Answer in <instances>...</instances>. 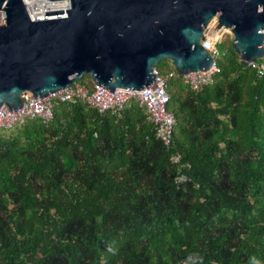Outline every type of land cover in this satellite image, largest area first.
<instances>
[{
    "label": "trees",
    "instance_id": "16d2710c",
    "mask_svg": "<svg viewBox=\"0 0 264 264\" xmlns=\"http://www.w3.org/2000/svg\"><path fill=\"white\" fill-rule=\"evenodd\" d=\"M215 47L196 93L154 68L168 146L133 99L0 130V264H264V58L246 66L227 36Z\"/></svg>",
    "mask_w": 264,
    "mask_h": 264
},
{
    "label": "water",
    "instance_id": "95a60500",
    "mask_svg": "<svg viewBox=\"0 0 264 264\" xmlns=\"http://www.w3.org/2000/svg\"><path fill=\"white\" fill-rule=\"evenodd\" d=\"M66 1L60 18L31 22L20 0H0V107L15 112L20 94L37 101L88 76L109 94L156 87L166 60L179 76L204 73L208 31L226 33L244 64L264 58V0ZM59 11L46 16L60 15Z\"/></svg>",
    "mask_w": 264,
    "mask_h": 264
},
{
    "label": "built area",
    "instance_id": "2783aa9c",
    "mask_svg": "<svg viewBox=\"0 0 264 264\" xmlns=\"http://www.w3.org/2000/svg\"><path fill=\"white\" fill-rule=\"evenodd\" d=\"M24 11L31 22L43 21L53 18L63 17L64 10L68 9L66 1H47V0H20ZM59 11L60 15L46 16L50 12ZM1 25V11H0ZM264 33V30H262ZM223 33L217 31H208L203 34V39L199 42L200 46L206 49L211 58V66L204 73L185 74L180 76L183 83L191 92H198L204 86L211 85L213 77L218 72L215 60L219 54L216 50V44L220 40ZM246 66L254 67V62L246 64ZM153 80L156 87L147 88L138 91H125L114 89L109 94L103 89L91 84V90L77 82L71 84L64 89L48 94L46 97L37 101L30 100L28 93H21V105L19 110L15 112H6L5 107H0V130H9L14 126L22 124L25 120H39L48 123L52 119V108L59 103H81L88 108L96 111L98 114L109 112L111 114L118 113L122 110L124 104L129 99H133L138 107L144 111L145 119L153 126L154 137L164 146H168L170 142V133L174 124L173 117L166 112L165 105L168 96L164 91L165 78L156 74L152 70ZM176 73L170 72L167 78L173 77ZM178 75V74H176ZM178 157L172 156L170 162L177 164ZM183 181V175L178 174L175 178L176 184Z\"/></svg>",
    "mask_w": 264,
    "mask_h": 264
},
{
    "label": "rangeland",
    "instance_id": "374dc122",
    "mask_svg": "<svg viewBox=\"0 0 264 264\" xmlns=\"http://www.w3.org/2000/svg\"><path fill=\"white\" fill-rule=\"evenodd\" d=\"M225 36H226V33H223V35L221 36V39H224ZM217 49H219V47H217Z\"/></svg>",
    "mask_w": 264,
    "mask_h": 264
}]
</instances>
